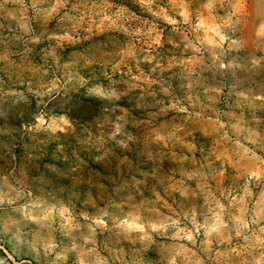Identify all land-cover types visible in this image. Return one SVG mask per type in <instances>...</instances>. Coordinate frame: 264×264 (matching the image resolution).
<instances>
[{"label": "rangeland", "instance_id": "rangeland-1", "mask_svg": "<svg viewBox=\"0 0 264 264\" xmlns=\"http://www.w3.org/2000/svg\"><path fill=\"white\" fill-rule=\"evenodd\" d=\"M0 264H264V0H0Z\"/></svg>", "mask_w": 264, "mask_h": 264}]
</instances>
